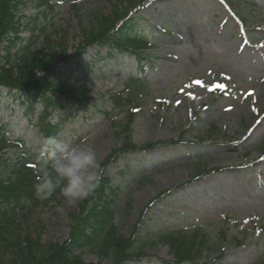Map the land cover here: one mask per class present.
Instances as JSON below:
<instances>
[{
	"label": "rangeland",
	"instance_id": "obj_1",
	"mask_svg": "<svg viewBox=\"0 0 264 264\" xmlns=\"http://www.w3.org/2000/svg\"><path fill=\"white\" fill-rule=\"evenodd\" d=\"M18 1L24 25L31 22L29 28L37 29V47L49 36L64 43L69 56L80 48L94 15L113 13L107 0H52L53 12L38 0ZM135 17L152 44L149 60L142 68L130 53L94 47L74 60L72 72L62 66L57 81L75 89L85 78L93 102L72 117L71 106L55 112L52 123L57 115L64 121L56 137L94 147L102 163L122 145L118 136L130 113L137 147L182 142L124 155L105 173L111 188L119 189L114 223L127 238L143 208L172 191L138 232L145 233L149 257L126 264L170 261L169 248L157 238L196 229L209 242L198 264H264V0H152ZM119 98H130L137 110L118 108ZM43 110L39 100L6 89L0 93V123L8 127L10 140H25L35 162L44 141L38 126ZM21 152L9 156L14 160ZM207 173L212 174L186 184ZM26 202L31 205L18 211V232L40 236L43 243L68 239V216L77 203L69 204L61 194L35 206ZM30 206L26 226L23 215ZM75 254L88 263H115L114 255L102 256L97 244Z\"/></svg>",
	"mask_w": 264,
	"mask_h": 264
},
{
	"label": "trees",
	"instance_id": "obj_2",
	"mask_svg": "<svg viewBox=\"0 0 264 264\" xmlns=\"http://www.w3.org/2000/svg\"><path fill=\"white\" fill-rule=\"evenodd\" d=\"M38 1L54 11L52 0ZM107 1L113 7V13L109 16L94 15L90 27L83 29L80 48L75 55L69 56L67 46L55 42L49 36L44 37L42 46L38 48L35 42L38 39L37 29L34 26L29 28L31 22L24 25L19 9L21 2L0 0V93L6 89L9 93L39 100L43 104L44 110L39 117L38 126L44 139L56 137L64 122L57 115L58 122L52 123L51 118L55 112L61 113L71 106L68 116L72 117L75 112L86 110L93 102L86 89L85 78L82 87L75 89H67L61 81H57L62 66L72 72L74 60L81 58L88 48L93 47H107L117 53H130L142 68L144 62L149 60L147 52L151 50L152 44L145 32L137 29L135 14L151 0H138V3H133V0ZM126 3L129 4L128 7L125 6ZM25 33L29 34L28 38L23 37ZM135 84L139 85L138 82ZM115 105L118 108L129 107L130 112L137 110L130 98H119ZM134 118L135 114L129 113L118 136L119 139L122 137V145L114 149L101 163L104 171L99 188L94 195L77 203L78 208L69 213L70 233L62 244L43 243L40 236L34 238L30 233L17 231L16 227L20 229L22 226L17 224L18 211H24L31 205L26 200H32L33 206L41 202L32 192L36 162L34 155L26 149L25 140H10L6 132L8 127L0 123V264H101L88 263L75 254V249L95 244L102 256L114 255V264L141 263L149 257L145 253V233L138 232L143 231L142 227L151 209L172 191L161 193L143 208L135 232L127 238L114 223L119 189L111 188V181L105 173L124 155L149 152L160 146L167 147L182 142H158L137 147L131 140ZM211 134H215L213 129ZM13 150L22 151L14 160L9 156ZM207 174H199L186 184L196 182ZM58 194L59 190L51 198ZM32 207L23 215V224L26 226L33 213ZM220 236L224 240L227 234L222 232ZM156 243L166 245L172 256L170 261L160 260L161 264H198L197 261L209 249L207 236L200 229L162 235L157 238ZM7 255L11 256L10 261L5 260Z\"/></svg>",
	"mask_w": 264,
	"mask_h": 264
},
{
	"label": "clouds",
	"instance_id": "obj_3",
	"mask_svg": "<svg viewBox=\"0 0 264 264\" xmlns=\"http://www.w3.org/2000/svg\"><path fill=\"white\" fill-rule=\"evenodd\" d=\"M103 171L94 147L46 137L36 158L33 196L46 201L59 190L69 204L79 203L94 195Z\"/></svg>",
	"mask_w": 264,
	"mask_h": 264
},
{
	"label": "snow or ice",
	"instance_id": "obj_4",
	"mask_svg": "<svg viewBox=\"0 0 264 264\" xmlns=\"http://www.w3.org/2000/svg\"><path fill=\"white\" fill-rule=\"evenodd\" d=\"M197 83H200V82H197ZM218 88H223L224 86L223 85H217Z\"/></svg>",
	"mask_w": 264,
	"mask_h": 264
}]
</instances>
